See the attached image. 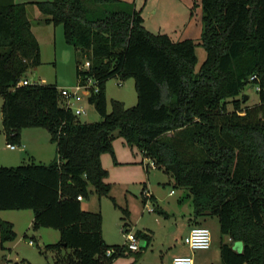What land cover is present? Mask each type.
I'll return each mask as SVG.
<instances>
[{"label":"trees","instance_id":"trees-1","mask_svg":"<svg viewBox=\"0 0 264 264\" xmlns=\"http://www.w3.org/2000/svg\"><path fill=\"white\" fill-rule=\"evenodd\" d=\"M28 5L41 13L37 23L62 27L64 44L75 49L76 81L97 84L87 100L100 121L82 123L64 109L57 85L17 86L41 63ZM199 6L196 43L149 32L133 3L120 0L0 1L4 139L20 145L22 129L42 128L56 156L47 164L0 166V212L28 210L30 230L58 231L59 241L45 246L57 253L55 264H112L128 256L135 264L148 247L150 238L141 231L135 232L143 242L138 251L107 245L100 211L82 210L77 200L92 192L109 197L101 157L115 161L116 138L152 160L185 193L194 226L217 219L221 264H264V0H199ZM197 45L205 58L196 72ZM253 75L257 79L250 80ZM111 78L135 81V106L112 100L107 112ZM249 84L259 96L253 107L243 100ZM119 209L127 229L128 210ZM15 238L12 223L0 220V251Z\"/></svg>","mask_w":264,"mask_h":264},{"label":"rangeland","instance_id":"rangeland-1","mask_svg":"<svg viewBox=\"0 0 264 264\" xmlns=\"http://www.w3.org/2000/svg\"><path fill=\"white\" fill-rule=\"evenodd\" d=\"M164 0H150L148 2L149 4L153 5V9L151 12L154 11V8L158 5H160L161 2ZM178 1V0H175ZM126 3V2H125ZM131 4V3H130ZM147 5V6H148ZM28 16L30 21L32 22L33 28H35V32L37 35H39L41 46L43 48L42 56L40 57L41 63L37 65V67H33L28 72V80L33 83H41V84H50V85H57L58 90L61 88H68L72 89L76 85V75H75V49H73L71 46H67L66 44L61 45L59 41L57 42V48H54L52 46V32L49 28L53 30V27L50 26L49 28L45 26L46 24L37 23L36 21L39 20V18L42 16L39 10L35 8L34 6H30L28 8ZM140 10V9H139ZM141 14V11H140ZM58 27L59 32L56 33V36L59 38L60 33L62 32V27ZM61 41V40H60ZM196 49V48H195ZM201 52V53H200ZM196 54V53H195ZM196 56L197 64L195 66V71L197 72L203 63V60L205 58V51L203 47L201 49L198 48ZM85 63H83V66ZM105 95L107 100V112L111 111V102L112 100H117L124 103V106L126 108H130L136 105L137 99H136V92H135V81H133L132 78L126 79L124 81H120L116 78H111L106 83L105 87ZM244 96H248V99H246L245 106L253 107L257 104H259V96L256 94V88L253 84H249L245 87ZM65 104V101L63 99H60V105ZM73 108L75 106L81 107L84 109V114L78 116V119L82 123H94L95 121H100L101 118L98 115V113L95 111V108L88 103V100H85L84 98H80L79 100L72 101ZM1 98H0V164L3 163H9L10 166H19L23 162H29L25 152H22V145L23 142H27L29 147L33 150H37L39 160H42V157H40L41 151H52L53 147L51 143L49 142V136L45 129L39 128H24L21 131L20 138L22 135L20 141V146L16 145L15 150H9L6 147V139H4V132L2 127V121H1ZM230 109V106H229ZM34 133V134H32ZM44 139L42 141V138ZM23 156L25 158V161L22 159L20 161L17 160V158H22ZM30 162H33L31 159ZM35 163L38 161H34ZM11 163V164H10ZM7 166V165H4ZM143 177V181L138 179L139 175ZM136 173V184L132 186L130 189V197H128L129 206L131 210L134 213V216L140 217V211L139 207L143 204L142 199V193L140 191L141 186L143 183H146L147 187H149L150 190L154 191V195L158 197L159 200L162 201L164 206H167L168 204H177V200H180V204L182 203L183 206L189 205L191 208L190 200L181 198V195H184V192L178 189H175L172 187V185L169 182L168 176L161 172L160 170H157L155 168H150L145 170L144 167L140 166V170ZM145 187V188H147ZM174 191L175 194L170 195V191ZM118 200L121 201L122 206H120L115 199H113L110 195L109 197H98L97 194L92 192V194L89 195L88 199H84V203L93 202L95 205V209L100 211L102 216V223H104L105 229L107 230V238H104V241L108 243H114L117 241L119 245H121L124 242V236L121 232V228L119 226V223L121 221V226L123 224L120 217H122V211L119 209L126 208L128 210V206L124 200V197L117 196ZM112 198L114 200L113 202L110 200ZM181 198V199H180ZM142 199V200H141ZM127 201V200H126ZM179 204V205H180ZM181 204V205H182ZM118 206V207H117ZM178 205H176V208ZM143 209V206H142ZM190 211H193L191 208ZM4 212H12V214H15L14 211H4ZM28 213L30 215V211H22ZM18 212L17 214H19ZM144 217L141 220L142 223L147 224V226H150L151 230L153 231V236L150 244L148 245L147 249H142L141 253L143 256V260L140 264H169L172 260V257L179 256L178 250L174 249V247H171V250H168L167 240L169 238L170 242H173L174 238H177V242H180V239L178 237V233H174L173 227H171V223L174 221L173 218H170L169 220L166 219L163 215L164 214H156V218L158 222L154 221L155 216L150 217L149 215L152 213H148L147 209L144 208ZM129 214V210H128ZM4 214H1L2 217ZM0 216V217H1ZM30 219V217H29ZM206 225L210 233L212 234V244L214 246H218L221 235L219 232V226L217 223V219L215 217H212ZM26 221L23 220L21 222L17 223V230L23 229L25 226ZM117 225V228H116ZM102 226V225H101ZM170 233V235H168ZM59 233L56 230L50 229V228H44L42 227L39 229L38 232H33L32 230L29 231L28 237L25 238L20 233L16 236L15 240L11 243H7L5 251H0V264H2V261L9 260L11 263L16 264H55L57 253L52 250H47L45 248L48 244H54L59 241ZM32 240L33 245H29L28 242ZM171 242V243H172ZM171 245V244H170ZM184 249H186L183 246ZM192 253H196L198 259H196V263H201V256L203 254H206L207 251L204 250H196V251H190ZM191 254V253H190ZM67 255V252L65 250H62L60 254V258H64ZM129 258H133L131 256H128ZM220 258V257H219Z\"/></svg>","mask_w":264,"mask_h":264},{"label":"crops","instance_id":"crops-1","mask_svg":"<svg viewBox=\"0 0 264 264\" xmlns=\"http://www.w3.org/2000/svg\"><path fill=\"white\" fill-rule=\"evenodd\" d=\"M0 1H7V0H0ZM11 1L14 4H18V3H33L36 1H42V0H11ZM47 1H50V0H47ZM120 1L126 2L127 4L133 3V6L136 8V10L140 9L139 11H141L142 25H144V28L148 30L149 32L153 34H167L169 38L174 42H180V41H184V39H190L196 43H199L198 41L202 33V24H201L202 11H201V6H199V0H178V1L164 0L163 2L160 3V5L154 8L153 12H151V10L153 9V5L152 4L148 5V2H150V0H120ZM29 7L30 6L28 5L27 10ZM45 26L49 28L52 25H45ZM31 28H32V33L34 34L40 46V57H41L43 48L41 46L39 35L36 34L35 28H33L32 24H31ZM49 29L52 32V36H51L52 46H54V48H57L56 45L58 41L59 43H61V45L64 46L63 31L60 33L59 38H58L56 36V33L59 32L60 29L58 30V27L56 26L53 27V30L51 28ZM198 48L201 49V46L200 45L196 46V49H195L196 54H197ZM21 138H22V135H21ZM24 139L23 141L26 140ZM43 140L44 139L42 138V141ZM49 142H50V139H49ZM51 145L53 147L52 151H41L40 157H42V160L41 159L39 160V157H37L39 152L29 147L28 139H27V142L26 141L23 142L21 151L25 152V155L29 162L32 159L33 162L38 161L36 163L47 164L51 162L52 160H54L56 157L55 156V145L52 143ZM113 153L115 155V161L108 154H102V157H101L102 166L108 173L107 178L105 179V182L110 185L109 195L113 199H115L120 206H122L123 203H121V201L117 199L118 198L117 196L122 197V198L124 197V200L129 210L127 230H132L133 232L141 231L143 234L149 236L150 238L148 242V245H149L152 240L153 231L151 230L150 226H147V224H144L141 222V220L144 217L143 216L144 209H142L143 204L142 206L140 205V207L138 208L140 211L139 213L141 214L140 217L134 216L133 211L128 205L129 204L128 197H130V194H129L130 189L132 188L133 185L137 183L136 173L138 172V170H140V166H142L143 168V164L146 162L147 159H145L143 155L136 148H131V149L128 148L121 138H116L113 141ZM21 157L22 158H17V160L20 161L22 159L23 161H25V158L23 156ZM4 165L10 166L9 163L0 164V166H4ZM137 174L139 175V173ZM138 179H140L138 181L141 182L143 177L139 175ZM145 187H147V185L146 183H143L140 191L141 193L143 191H147L150 193L151 201L155 209V211L152 212L149 216L150 217L155 216L153 217L155 222H158L156 218V214H164L163 216L168 220L170 218H173L174 221L171 223V227H173L174 233L179 232L178 237L180 239V242L179 241L177 242V238H174L173 242L171 241L172 242L171 243L168 238L166 242L168 245V250H171V247L173 246L174 249L180 252L179 256L191 255L193 258V263L198 264L196 263V259H198L196 253L190 252V250H188L186 245L183 244V238L188 234L189 229L194 226V222L191 221L192 211H190L191 208L189 207V205L183 206L182 203H181L182 205L180 204V202L182 201L177 200V204L173 203V204H168L167 206H164L162 201L159 200L158 197L154 195V191L150 190L149 187L147 188ZM169 194L173 195L175 194V192L173 194L169 192ZM181 196H182L181 198H184L185 193L184 195H181ZM176 205H178L177 208H176ZM81 208L82 210H85V211H91V212L98 211L95 209V205L92 201L91 202L88 201L87 203H84V199L81 201ZM23 211H27V210H23ZM18 212L20 213L17 214ZM18 212H16L15 214H12V212H0V216L1 214H4L3 215L4 217L1 216L0 220L11 222L13 225V230L16 233V236L19 233L24 236V234L26 233L28 234L30 231V227H31L32 220H33V213L31 212L30 215H28V213L26 212H22V211H18ZM210 218L212 217H208L207 219L201 220L200 221L201 223L199 225L207 228L206 225L208 224V222L210 220H213ZM23 220L26 221L25 226L23 227V229L17 230L16 229L17 223ZM119 226L123 234L124 228L121 226V221L119 223ZM116 228H117V225H116ZM101 229H102L103 239L107 238V230L105 229L104 223H102ZM168 235H170V233H168ZM104 242L109 246L119 245L117 241H115L114 243H108L106 241ZM123 244L124 242L121 245ZM210 244H211L210 248H208V250H204V251H207V253L201 256L202 258L201 263L202 264H221L220 258H219L220 244L218 246H214L212 244V234H211ZM238 245L235 248L236 250L241 249V247L239 248ZM183 246L186 249H184ZM143 256L135 264H140L143 260L142 259ZM132 262H133V258L118 257L116 258V260L112 262V264H132Z\"/></svg>","mask_w":264,"mask_h":264},{"label":"built area","instance_id":"built-area-1","mask_svg":"<svg viewBox=\"0 0 264 264\" xmlns=\"http://www.w3.org/2000/svg\"><path fill=\"white\" fill-rule=\"evenodd\" d=\"M257 79L255 76H251L250 80ZM76 85L72 89L68 88H61L59 89L60 99H63L65 101V104H63L64 109H70L73 111L74 115H83L84 109L81 107L75 106L73 108L72 101L79 100L80 98H84L87 100L93 93H96L98 91L97 84L94 80H91L90 78L86 79L84 83L76 81ZM18 87L21 85H30L34 84L33 82H30L26 77H23L19 80L17 83ZM9 149L14 150L16 149L15 145L7 144L6 145ZM143 167L145 170L150 168H155V165L152 160H146V162L143 164ZM171 194L174 193V191H170ZM142 199H143V209H147L148 213L154 212V205L151 201V195L147 191L142 192ZM77 200L82 201L83 198L81 195L77 196ZM123 236H124V246L131 251H138L142 246L143 242L140 241L136 235L135 232L132 230H123ZM211 233L209 228L204 226H193L189 229L188 234L183 238V244L186 245L188 250L190 251H196V250H208L211 246ZM29 245H33V241L30 240L28 242ZM112 251H108L107 254L109 255ZM2 264H16L11 263L9 260H5L2 262ZM170 264H194L193 258L191 255L189 256H176L173 257Z\"/></svg>","mask_w":264,"mask_h":264},{"label":"water","instance_id":"water-1","mask_svg":"<svg viewBox=\"0 0 264 264\" xmlns=\"http://www.w3.org/2000/svg\"><path fill=\"white\" fill-rule=\"evenodd\" d=\"M243 96H244V95H243ZM246 99H248V96H244V99H243V100L245 101ZM238 246H239V248H240V247H241V244H239ZM236 247H237V246H236Z\"/></svg>","mask_w":264,"mask_h":264}]
</instances>
